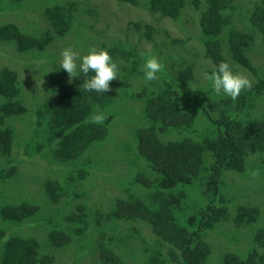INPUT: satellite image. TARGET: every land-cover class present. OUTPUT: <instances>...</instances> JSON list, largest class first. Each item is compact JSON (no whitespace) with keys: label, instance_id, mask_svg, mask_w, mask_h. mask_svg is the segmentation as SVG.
I'll list each match as a JSON object with an SVG mask.
<instances>
[{"label":"trees","instance_id":"16d2710c","mask_svg":"<svg viewBox=\"0 0 264 264\" xmlns=\"http://www.w3.org/2000/svg\"><path fill=\"white\" fill-rule=\"evenodd\" d=\"M27 1L0 0V8L7 4L11 8L26 5ZM29 1L33 6L45 5L43 14L50 25L47 32L27 30L10 21L0 24V41L12 43L19 53H28L29 60L55 56L48 48L56 38L73 32L79 34L80 25L91 26L81 10L85 0H54L52 4L46 0ZM231 1L194 0L196 9L204 8L199 13L198 25L205 71L211 74L224 61L252 73L251 89L243 91L235 102L215 95L208 80L196 83L193 59L199 49L191 57H180L176 64V58L166 50L173 43L179 45V40L170 42L164 29L163 34L158 33V42L151 44V51L137 43H128L126 38H113L109 42L102 39L97 41L99 49H107L117 63L118 72L125 74L122 80L135 79V74L140 77L135 79L140 83V91L133 93L140 108L134 114L130 112L134 123L139 114L138 124L134 125L128 117L134 106L129 105L124 92L132 90L123 88L122 80L111 81L110 91L97 93L83 89L87 79L83 74L70 83L69 79L53 78L43 101L38 103L35 97L31 100L32 106L36 104L31 106L36 122L34 130V125L30 127L28 123L32 137L26 141L16 137L12 124L30 116L29 108L23 103L20 81L10 67L0 69V264H68V253L55 252L58 249L53 252L51 246L65 251L74 237L71 246L90 248L96 259L106 264H129L122 251L126 248L120 250L115 244L124 241L136 244V264H212L215 245L207 236L215 231L226 240L243 242V247L237 243L236 250L225 251L215 264H264V225L258 226L257 221L264 199L260 204L248 197L246 202L233 200L238 184L245 186L264 176V112L253 113L258 102L264 100V76L257 73L248 56L254 41L264 49V0H255L252 9L247 10L249 23L244 29L235 25ZM117 2L158 13L154 17L156 24L162 18L181 23L186 4V0ZM95 21L93 18L92 22ZM132 22H136L134 27L139 25L137 31L144 28L139 31L140 36L150 38L156 30L161 31L151 23ZM81 42L80 38L75 40V44ZM149 55H155L164 65L158 79L151 82L144 79V63ZM118 84L121 95L115 91ZM94 106L106 114L102 124L88 119ZM119 109L122 113H117L127 117L123 127L131 137H126V154L118 155L126 167L113 179L125 194L120 196L115 191L103 218L98 217L101 208L93 213L85 204L83 215L71 213L76 223H67L61 230L53 226L47 235L48 242L23 231L16 233L12 227L26 224L30 205L8 199H21L15 194L24 197L22 193L27 191L33 175L28 171L44 168L46 172L56 165L66 166L69 183L83 192L79 181L85 178L78 173H95V163L100 161V152L110 138L109 125L117 118L115 111ZM253 171L259 175L252 176ZM228 174L235 178L229 179ZM237 177L242 180L236 181ZM37 183L43 202L56 203L68 198V177L58 179L47 175ZM73 197L68 198L72 204ZM55 209L57 214L63 207ZM227 222H233L237 228L222 227ZM256 222L253 232L249 229L244 234L238 233V227ZM72 254L78 260L85 255L77 251Z\"/></svg>","mask_w":264,"mask_h":264},{"label":"rangeland","instance_id":"374dc122","mask_svg":"<svg viewBox=\"0 0 264 264\" xmlns=\"http://www.w3.org/2000/svg\"><path fill=\"white\" fill-rule=\"evenodd\" d=\"M46 1H49L50 4L54 2V0ZM57 1L62 2L63 0ZM200 1L201 3H206V0ZM254 2L255 0L231 1V5L234 6L233 20L238 29L246 28L247 24L249 23L246 14L248 9H252ZM85 3L86 4H83L81 10H84V13H86V22L88 24H91V26L86 27L80 25L78 26V30L80 32L79 34L73 32L70 33V35L66 34V36L63 38H56L54 40L55 42L53 46L48 48V51L55 54V56L53 57L43 55L41 57H38L37 59L32 58L31 60H29L28 53H19L14 48V45L12 43L0 41V69L4 66H8L17 73V78L20 81L19 85L21 87V94L24 100L23 103L30 110V113L28 114L30 116H25L22 119H17L12 122L17 133L16 137L25 138L26 141H28V137H32V132L28 128L29 123L30 127L34 125V130L36 122V115L31 111L32 98L35 97L38 103L43 101L46 90L48 89L47 87L53 84V78L57 80L69 79L68 74L62 68H59L62 59L61 52L62 50L69 47L79 52L80 55L83 56L86 55L88 50L92 47H96L97 49H99V44L97 43V41L106 39L109 42L113 38H126L128 43H137L140 48H145L146 50L151 51V44L153 43V41H155L156 43L158 42V39H160L158 33L163 34L162 29H164V35L169 39V41L171 39L179 40L177 41L179 42V45L173 43L174 46H170L166 50V52L172 54L176 58V64L178 63V59L180 57H191V53L196 52L199 49V53L197 54L196 58L193 59L195 64L194 73L197 78L196 83L203 84L205 82L206 79L204 73H206V71L203 68L205 59L202 58L201 55L202 48L201 43L199 42L200 32L198 25L199 13L204 8L196 9L194 0H186L184 10L180 17L181 23L170 18H162L157 24L156 22H154V17L158 16V13L154 12V14H152L145 7L133 8L130 4L119 3L117 2V0H85ZM44 7L45 5H40L39 7L33 6L29 0L26 2V5H14V8H11V6H9L8 4L7 6L3 5V7L0 8V24L4 21H10L27 30H32V28H34V31L38 33L45 30L47 32V30L50 28V25L47 23L46 16L43 14ZM93 18L96 19L94 23L92 22ZM28 21L29 23H27ZM132 21H138V23L140 24L151 23L152 26H156V28L159 27V29L161 28V31L158 32V30H156V33L153 34V37L151 35L150 38L146 36L144 37V35L140 36L139 31L142 32L144 28H141L139 31H137L139 25L134 27V24L136 22ZM54 34L56 35L55 32ZM223 34L222 38L224 39ZM76 35H78L79 37H77ZM166 37L164 38L166 39ZM79 38L80 40H82L81 45L80 43L75 44V40ZM84 38H86V40H83ZM158 47L162 48V46ZM248 54L252 64L257 68V73L264 76V49L258 43V41H254L253 44L250 45ZM168 61H170V59H168ZM41 65H43L42 68ZM228 65L234 73H242L243 75H246L249 80L252 79V73L250 72V70L239 67L236 64H231L230 62ZM59 69L63 71H60ZM124 77V73L118 72V77L114 80L119 82ZM138 78L140 77L135 74V79ZM135 79L130 78L127 81L122 80L121 83L123 88L132 90V92H124V94H126L129 105L132 104L134 106L133 109L128 111V117L131 120L132 117L130 112L134 114L133 111H137V109L139 111L140 108V104L137 100L134 99L133 96V93L135 91H140V83L135 81ZM125 82H128V85H125ZM119 85L120 84L115 87V91L117 92L119 90L118 87H120ZM117 94L121 95V91H119ZM35 106L36 104L32 107ZM121 110L122 109L116 110L115 113H122ZM261 112H264V100L259 101L256 107L253 108V113L259 114ZM120 113L116 114L117 118L113 119V121L109 125L110 138L105 142V149L100 152V154L102 155L100 156V161L95 163V166L98 167H95V173L88 172L87 175H84L82 172L78 173L85 178L84 180H82V182L79 181V184L82 183L83 185V192H78L76 186H73L69 183V168H67L66 166L62 167L56 165L52 167L51 170H48L46 172H43L44 168H34L33 170L28 171L33 175L30 178L31 184H28L27 191L22 193L24 197L22 195L19 196L20 194H15L16 198L20 197L21 199H15L14 197L8 199L9 202L26 201V204L30 205V207L28 208L29 214L26 217V224L20 226H17L15 224V226L12 227L16 231V233H20L23 231L26 234H32L34 237L37 236V238L43 240L44 242H48L47 235L53 229V226H57L61 230L67 223L68 225L76 223L77 219L75 217H71V213H76L79 216L83 215L86 212L85 204L88 210H91L93 213L96 209L101 208L102 212L98 214V217L103 218L109 210L110 201L113 197H115V191L117 190V194H119L120 196L125 194V192L121 189L122 187L119 186V184L115 180V175L121 173L120 170L122 169V167H126L124 159H121L118 155L122 156L123 153L126 154L125 151L128 147L126 145V143H128L126 137H131V135H128L123 127L124 121H126L127 117L121 116ZM138 120L139 114H136L135 123L132 120L133 124H138ZM47 175L51 176L52 178L58 179H61L62 177H68V188L70 189L66 190V194H68V198L74 195L73 198L75 200L73 204L68 200V198H62L59 202L56 203L43 202L45 200L44 198H42V196L40 197V195L38 194L39 190H37L36 188L38 184L37 182ZM228 175L229 179L235 178V176L233 175ZM240 178L241 177H237L236 181H241L242 179ZM258 178L259 177L254 178L253 180H251L250 184H246L245 186L238 184L233 200H238L236 202H239L241 200L246 202L250 199L255 203H262L264 199V176L263 178ZM75 183L77 184L76 180ZM7 194L9 195V193ZM245 197H248V200H246ZM60 206H62L63 209L58 211V213L56 214L55 208ZM233 211L234 209L231 210V212ZM263 212L264 207L260 208V215H258L257 219L258 226L264 225ZM54 213L56 214V216H54ZM256 225L257 222L248 226L238 227V233L244 234V232L249 231V229L253 232V229L256 227ZM222 227H224L225 229H230L231 227L233 229L237 228L235 227L233 222L222 223ZM113 233L117 236L120 235L115 231H113ZM75 238L76 237H74L71 243L68 244V249L66 248L65 251H60V249L63 248L55 246L53 244L51 246V251H53L54 249H58L55 250V252H63L66 254L68 253V264H106L97 260L95 255L91 253L90 248L81 249L78 244L76 246H71ZM207 240L211 241L213 245H215L212 254V264H215L217 259L219 260V257H221L225 251L236 250L238 248L237 243H239L226 240L225 237H222V233L219 234L218 231L210 232L207 236ZM241 243L243 244V242ZM241 243L239 244L242 245ZM115 244L119 249L120 247L122 249L123 246L126 248L125 251H122L124 252L125 259L129 264H136L138 262L136 244L133 241L128 243L125 241L124 243L115 242ZM80 246H82L81 241ZM94 250H97L96 246L94 247ZM73 251H77V253H85V255L82 256V258L79 260L74 259L72 257L74 256L72 254Z\"/></svg>","mask_w":264,"mask_h":264},{"label":"clouds","instance_id":"9594fccd","mask_svg":"<svg viewBox=\"0 0 264 264\" xmlns=\"http://www.w3.org/2000/svg\"><path fill=\"white\" fill-rule=\"evenodd\" d=\"M60 67L69 76V83L73 78L83 74L87 79L83 82L85 91L106 93L110 91V82L118 77V66L107 49L92 47L86 55L71 47L62 50ZM164 65L155 55H149L144 63V79L154 81L158 79V73L162 72ZM93 75L89 76V73ZM47 74V73H46ZM205 79L211 84V89L217 96L230 98L235 102L243 91L251 89L252 82L242 73H234L228 63L221 61L211 74L204 73ZM106 114L95 106L93 113L88 117L94 124H102ZM252 176L259 175L258 171L251 172Z\"/></svg>","mask_w":264,"mask_h":264}]
</instances>
